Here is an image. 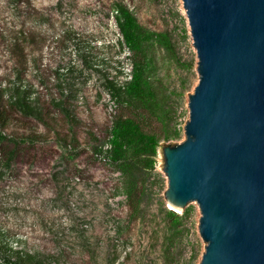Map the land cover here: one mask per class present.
Listing matches in <instances>:
<instances>
[{"label":"rangeland","instance_id":"rangeland-1","mask_svg":"<svg viewBox=\"0 0 264 264\" xmlns=\"http://www.w3.org/2000/svg\"><path fill=\"white\" fill-rule=\"evenodd\" d=\"M118 1L149 30L169 38V46L155 39L146 48L161 110L168 128L179 135L167 139L164 125L155 124L162 143L186 138L199 58L183 0H0L4 84L23 65L25 76L38 86L43 78L52 82L60 66H84L74 37L87 43L93 56L113 61L85 67L80 122L74 128L60 113L48 125L11 107L0 108L10 121L4 129L8 139L0 145V227L67 264H200L206 246L200 206L188 203L174 220L165 196L162 147L155 167L141 174L136 198L128 196L126 178L96 153L98 143L89 135L92 131L105 139L118 111L104 73L115 74L117 66L132 68L130 51L127 46L121 51L119 44L113 7ZM0 264L5 262L0 259Z\"/></svg>","mask_w":264,"mask_h":264},{"label":"water","instance_id":"water-1","mask_svg":"<svg viewBox=\"0 0 264 264\" xmlns=\"http://www.w3.org/2000/svg\"><path fill=\"white\" fill-rule=\"evenodd\" d=\"M198 54L186 138L163 143L172 209L200 206V264H264V0H183Z\"/></svg>","mask_w":264,"mask_h":264},{"label":"trees","instance_id":"trees-1","mask_svg":"<svg viewBox=\"0 0 264 264\" xmlns=\"http://www.w3.org/2000/svg\"><path fill=\"white\" fill-rule=\"evenodd\" d=\"M113 7L122 34L119 42L121 51L126 50L127 46L131 53L132 68L129 72L117 66L119 69L115 74L104 73V86L115 101L118 111L112 118L105 139H97L92 131L89 135L98 143L95 145L96 153L115 163L126 178L128 196L137 198L141 174L155 167L156 156L163 144V135L159 134L155 121L164 125L167 139L179 135L175 128H168L169 123L161 110L151 75L152 62L146 48V44L155 39L167 46L170 41L167 35L155 33L141 24L136 14L124 2L118 1ZM71 39L76 44L84 66L80 67L72 62L58 67L52 82L43 78L40 82L43 89H40V85L25 76L26 69L23 65L6 84L0 81V108L3 110L11 107L48 125L49 119L56 122L55 118L60 113L66 118L70 128H74L80 122L78 108L85 85V67L93 68L99 66V62L113 61L105 57L100 60L93 56L87 43L76 37ZM122 75L123 80L120 78ZM9 122L8 115L0 112V145L8 139L4 129ZM171 215L176 222L179 221L177 211L171 210ZM0 259L5 264H67L58 255L47 254L30 246L5 227H0Z\"/></svg>","mask_w":264,"mask_h":264}]
</instances>
